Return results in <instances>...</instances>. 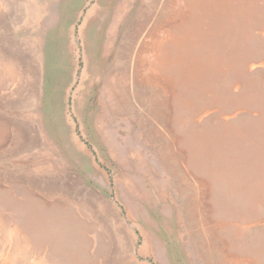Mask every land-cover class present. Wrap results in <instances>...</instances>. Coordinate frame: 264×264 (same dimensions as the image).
Here are the masks:
<instances>
[{"label":"rangeland","instance_id":"374dc122","mask_svg":"<svg viewBox=\"0 0 264 264\" xmlns=\"http://www.w3.org/2000/svg\"><path fill=\"white\" fill-rule=\"evenodd\" d=\"M32 1L43 11L39 22L29 0H0V51L30 64L32 72L28 88L23 82L15 88L0 79V264L17 228L25 238L19 246L14 242L6 264H203L185 218L201 193L187 183L181 168L172 173L166 168L162 149L170 143L174 121L187 112L188 100L198 96L192 84L198 87L200 82L205 100L230 94L235 96L230 99L236 106L233 112L239 102L253 107L252 113L241 107L220 118L227 124L237 119L241 130H249L264 114V70H243L239 78L220 75L222 80L236 79V90L226 88L220 94L212 90L216 78L206 76L214 73V65L199 72L201 65L193 56L198 49L173 46L171 59L166 63L164 54L157 66L164 75L177 77L191 67L194 78H174L180 84L181 109L173 115L167 108L156 120L149 109L151 98L142 101V111L129 105L118 108L110 102L105 84L123 87L120 71L131 70L134 43L151 32L142 18L157 16L160 9L154 4L166 0H133V10L129 0ZM240 6L246 9L241 21L233 14ZM233 8L221 24L219 46L206 52L214 55L217 49L223 55L229 46L241 47L264 65V39L258 31L264 25V2L241 0ZM134 24L138 27L133 31ZM38 53L41 70L34 62ZM109 72L114 74L111 81ZM143 82L151 91L155 88L153 80ZM214 110L219 114L212 107L198 120L200 129L207 121L212 127L220 121L212 115ZM39 127L43 134L35 132ZM146 130H152L151 138ZM70 196L90 204L91 220L81 216ZM249 205L262 219L264 205ZM238 230L227 241L239 242L256 264H264V237ZM259 234L264 236V229ZM29 247L32 254L25 255ZM214 257L219 258L215 251Z\"/></svg>","mask_w":264,"mask_h":264},{"label":"bare ground","instance_id":"6f19581e","mask_svg":"<svg viewBox=\"0 0 264 264\" xmlns=\"http://www.w3.org/2000/svg\"><path fill=\"white\" fill-rule=\"evenodd\" d=\"M29 1L38 13L36 18L39 22L43 11L34 1ZM261 1L264 2V0ZM234 2H241V0H166L161 5L154 4V7L160 9L157 16L146 17V19L142 18V14H140L145 11L142 9L136 18L146 20V26L150 27L151 32L138 43H134L137 45L133 50L135 57H130L128 70H131L129 73L123 69L119 70L120 74L125 77L121 82L122 84L125 81L123 87L116 89L117 85L112 86L110 83L108 86L105 84L109 89L110 102L118 108L129 105L130 109L135 107L142 111V101L151 98L152 103L149 109L156 120L160 119L161 113L165 112L167 108H170L173 115L178 114L179 112L175 113V110L181 109V105H179L181 99L177 97L181 90L180 84L174 80H180V75H184V79L186 76L194 78V72L191 67H184L183 73L178 74V77L173 76L172 73L168 76L164 75L157 63L161 61L164 54L167 63L171 59L174 47L181 49L182 46H186L194 50L198 49L193 56L201 65L198 67L199 72H203L207 64L214 65L215 74L209 72L206 76L213 80L216 78L212 90L220 94L225 92L226 88L229 89V92L233 89L236 90V88L232 89V84L236 79L222 80L220 75L239 78L243 75V70L250 74H257L264 70L263 63L258 62L255 57L248 56L241 47H238L240 48L238 50L235 46H229L223 55L221 52L218 53L217 49H214V55L206 52L208 47L216 44L219 46L221 33H223L221 24L234 7ZM179 3H183V5L177 7ZM251 11L259 14V10ZM233 14L241 21L246 14L245 6L233 8ZM137 27L138 25L134 24L133 31ZM143 30H145L144 27ZM258 31L260 37L264 39V25ZM227 41L226 44L229 42ZM131 43L133 44V42ZM123 52L124 50L121 52L122 55ZM37 56L34 62L38 64L36 68L41 70L42 64L37 61L40 54L38 53ZM124 57L125 55L120 59H125ZM242 61L244 62L241 65ZM31 73L30 64L24 65L17 57L0 51L1 80L7 81V84L10 82L11 86L15 88H19L20 83L23 82V88H28ZM130 73L131 77L128 79L127 85L126 77ZM112 76L114 74L109 72L108 80L111 81ZM200 76L204 78L205 75L200 73ZM144 78L146 82L149 83L153 80L156 84L152 91L143 82ZM194 81L195 79H192V83ZM201 84L202 82L198 84V87L196 84H192L191 91L197 93L198 96L194 95L195 100H188L185 106L187 112L182 113L178 120L174 121L175 130L172 129L174 130L173 134L171 131L170 143L167 144V147L163 146L162 149L164 151L161 154L162 162L171 173L172 169L175 171L176 168H181L185 173L187 183L189 182L190 186H194V189L201 193L200 198L202 199L196 200V205L193 204V208L187 205L189 208L186 210L185 218L188 219L189 228L191 231L193 230L190 233H194L195 250H198L199 255L196 254L202 258L203 264H256V259L251 258L252 256L243 250L246 247L238 246L239 242L230 243L227 240L234 239L233 235L239 233L238 229H249L252 234L256 233V236L264 237L259 234L264 229V215L260 219L249 205L250 203H255L258 207L264 205V114H261L262 117L259 120L253 122L249 130H241L236 123L237 119L233 124L223 123L220 119L222 115L231 114L236 107H233L230 100L231 98L235 99V96L229 94L225 97H216L215 101L213 97L212 100L206 97L205 100L203 90H199ZM228 100L230 103L225 104ZM38 105H40L39 100ZM239 105L233 114L238 112L241 107L250 113L255 110L253 107H248L247 104L239 102ZM212 107L219 110V114L215 115L214 110L212 115H215L220 121L214 127L207 121L200 129L201 127L197 124L198 120ZM112 113L117 116L121 114V117L127 115L121 111ZM196 115L197 118L194 119ZM117 116L114 115L119 119ZM36 129L35 132L43 134L40 127ZM140 130H145V127L142 126ZM146 132L150 138L153 136L152 130H146ZM80 148L84 153H87L83 147ZM77 181L81 182L79 176H77ZM70 198L74 200V197L70 196ZM71 203L76 206L81 216L86 218V221L92 219L93 209L90 204L81 202V200H74ZM24 238L25 234L21 228L14 230V233L9 237L8 250L4 258L2 257L3 264H6L13 255L10 251L13 245L16 243L19 246L20 241ZM214 243L216 244L214 245ZM248 247H252V244ZM30 250L29 247L25 255H31ZM214 251L219 258L215 259ZM17 254L22 257V251Z\"/></svg>","mask_w":264,"mask_h":264},{"label":"crops","instance_id":"0c3cea01","mask_svg":"<svg viewBox=\"0 0 264 264\" xmlns=\"http://www.w3.org/2000/svg\"><path fill=\"white\" fill-rule=\"evenodd\" d=\"M133 0H129V4H130V9H134V7H133V2H132ZM128 7V6H127ZM109 84H110V82H109Z\"/></svg>","mask_w":264,"mask_h":264}]
</instances>
